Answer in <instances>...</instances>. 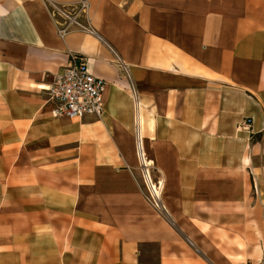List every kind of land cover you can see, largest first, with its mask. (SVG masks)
Here are the masks:
<instances>
[{
    "label": "crops",
    "instance_id": "1",
    "mask_svg": "<svg viewBox=\"0 0 264 264\" xmlns=\"http://www.w3.org/2000/svg\"><path fill=\"white\" fill-rule=\"evenodd\" d=\"M52 1L105 43L0 0V264H264V0ZM74 56L101 118L52 115Z\"/></svg>",
    "mask_w": 264,
    "mask_h": 264
},
{
    "label": "built area",
    "instance_id": "2",
    "mask_svg": "<svg viewBox=\"0 0 264 264\" xmlns=\"http://www.w3.org/2000/svg\"><path fill=\"white\" fill-rule=\"evenodd\" d=\"M45 2L60 38L63 39L72 33H83L105 43L91 25L89 3L83 1L62 5L52 0H45ZM106 87L107 82L104 79L90 74L85 58L72 57L69 65L54 76L47 89L48 101L53 104V117H64L70 120H81L87 117L101 118L104 113L103 97ZM140 152L142 153V150ZM144 180L148 202L155 209L164 210L160 185L155 184L159 192L150 186L152 181L147 171Z\"/></svg>",
    "mask_w": 264,
    "mask_h": 264
},
{
    "label": "rangeland",
    "instance_id": "3",
    "mask_svg": "<svg viewBox=\"0 0 264 264\" xmlns=\"http://www.w3.org/2000/svg\"><path fill=\"white\" fill-rule=\"evenodd\" d=\"M250 126V122H247V123H243L242 124V126H241V128L242 129H245V130H247V129H249L248 127ZM154 183V182H153ZM155 184V183H154ZM146 185V184H145ZM146 187V186H145ZM153 207V206H152ZM154 208V207H153ZM155 209V208H154ZM157 210V209H156ZM159 210V209H158ZM161 211H165V210H163V209H160Z\"/></svg>",
    "mask_w": 264,
    "mask_h": 264
},
{
    "label": "bare ground",
    "instance_id": "4",
    "mask_svg": "<svg viewBox=\"0 0 264 264\" xmlns=\"http://www.w3.org/2000/svg\"><path fill=\"white\" fill-rule=\"evenodd\" d=\"M148 163V165H151V163H149V162H147ZM147 165V164H146ZM148 167V166H147ZM161 184V183H160ZM150 186L152 187H154L156 190H157V192H159V190H158V188L156 187V185L153 183V181H152V183L150 184Z\"/></svg>",
    "mask_w": 264,
    "mask_h": 264
}]
</instances>
